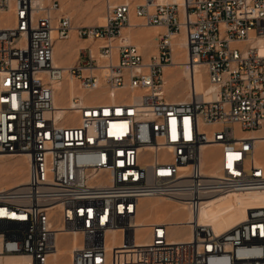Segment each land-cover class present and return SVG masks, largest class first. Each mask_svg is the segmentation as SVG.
I'll return each mask as SVG.
<instances>
[{
	"label": "built area",
	"instance_id": "2783aa9c",
	"mask_svg": "<svg viewBox=\"0 0 264 264\" xmlns=\"http://www.w3.org/2000/svg\"><path fill=\"white\" fill-rule=\"evenodd\" d=\"M90 1L105 3L106 24L76 26L90 42L64 68L54 49L73 19L57 12L61 0H0L14 22L0 28V153L29 157L26 183L0 190V256L49 264L57 234L79 231L70 264H264V207L222 233L198 220L215 197L264 191V55L252 44L264 37V0ZM134 18L165 29L149 59L122 36ZM178 35L213 99L169 101L164 68ZM66 77L84 95L59 116L55 85ZM95 91L111 100L94 102ZM151 198L188 207L193 218L175 225L190 240L169 241L162 223L137 243L139 203Z\"/></svg>",
	"mask_w": 264,
	"mask_h": 264
},
{
	"label": "bare ground",
	"instance_id": "6f19581e",
	"mask_svg": "<svg viewBox=\"0 0 264 264\" xmlns=\"http://www.w3.org/2000/svg\"><path fill=\"white\" fill-rule=\"evenodd\" d=\"M117 2V0H112ZM130 1V0H128ZM144 2V0H137ZM136 1V2H137ZM161 3L167 1H178L182 0H158ZM100 1L90 0H61V6L57 11L59 14L66 13L71 19L75 18L73 22V29L68 38V42L60 43L59 41L55 44L53 62L59 67H70L73 65L71 62L73 56L71 54L78 53L81 49H84L90 42V40L81 39L76 34V26H80L83 23L85 25H105L106 14L105 6H99ZM102 2V1H101ZM104 4V3H103ZM85 16H88L86 18ZM86 18V21L82 23V19ZM14 24L11 12L2 11L0 13V28L12 26ZM133 26L127 27L122 30V36L127 42L136 44L137 47L143 51L146 59H149L152 55L157 54V42L159 34L164 32L162 26H145L141 24V20L134 18L132 21ZM136 25V27L134 26ZM95 47L97 42L94 43ZM261 55H264V37H257L252 41ZM152 48L151 52H146ZM72 52V53H71ZM188 56L186 50V40L182 35H178L175 38L173 45V64L167 65L164 68V79H165V92L167 94H175L177 97L169 101L172 102H186L195 96H204L205 99H213V87L208 82L206 75V67L201 64H195L194 68L187 64ZM72 63V64H71ZM3 74H0V84H3ZM181 81L186 83L188 90L184 94V97H178L183 90H178L174 86L178 83L181 85ZM195 84L194 89H190V84ZM183 86V85H182ZM57 92L55 94L54 104L59 109L57 115L61 116L67 112L71 104V100L76 95L83 96L84 93L78 87L77 81L74 78L66 77L64 81L55 85ZM174 87V88H173ZM193 87V86H192ZM92 99L94 102H100L102 100H111L110 93L95 91L92 93ZM113 100V99H112ZM260 149L263 151L264 141H259ZM216 147H209L205 151V155L214 154ZM6 156H20L16 160H5ZM24 164L25 168L22 169L21 165ZM24 171V172H23ZM29 171V157L25 154H7L4 152L0 153V190L10 189L19 185H23L27 181ZM215 169L207 170V174H213ZM8 182V183H7ZM254 192H240L237 196L221 195L215 197L209 201H206L200 210L198 220L201 224H208L213 227L217 233H222L234 226L239 225L245 221L248 217L249 209L258 207H264V191ZM161 199V198H160ZM172 206L170 205H158L159 203H147L141 200L139 203L136 225H137V243L139 245H146L149 242V234L147 235L150 226L154 224L169 223L172 224L171 235L169 241L181 242L188 241L192 238L191 231L188 226L175 225L176 223H185L190 221L193 216L188 210L185 216H183L180 210L187 211L188 207L181 201L173 200ZM171 203V202H170ZM180 206V208H179ZM178 207V208H177ZM184 211V212H185ZM155 215L156 220L152 222L147 221L148 215ZM167 220V221H166ZM147 230V233H146ZM67 235H71V245L67 243ZM119 233L114 231L111 234L113 239L112 245H120L121 240H118ZM82 236L79 231L69 232L60 231L57 234L56 249L49 257V264H62L65 254H71L73 250L81 247ZM32 259L29 255H5L0 256V264H31Z\"/></svg>",
	"mask_w": 264,
	"mask_h": 264
},
{
	"label": "rangeland",
	"instance_id": "374dc122",
	"mask_svg": "<svg viewBox=\"0 0 264 264\" xmlns=\"http://www.w3.org/2000/svg\"><path fill=\"white\" fill-rule=\"evenodd\" d=\"M104 2H99L98 3V5L99 6H105V3L103 4ZM66 14V13H65ZM86 18H88V16H85ZM86 18H83L81 21H82V23L83 22H85L86 21ZM73 19V22L75 23V18H72ZM84 24V23H83ZM141 24H143V21L141 20ZM68 40L69 39H66V40H59V42L60 43H66V42H68ZM151 50H152V48H150L149 47V49H148V51H146L147 53L148 52H151ZM72 53V52H71ZM71 55H73V56H70V58L72 57V59H71V62H73V65L76 63V61H77V53H74V54H71ZM78 56H79V53H78ZM72 64V63H71ZM181 83H183L182 85L180 84V83H178L177 84V86L175 85L174 87L176 88V89H178V90H183V92H181V94L180 95H178V97L180 96V97H184V94L186 93V91L188 90V87H187V85H186V83H184V81L182 82L181 81ZM2 85V83L0 84V86ZM173 87V88H174ZM166 94H167V91H166ZM168 95V99L169 100H171V99H173V98H176L177 96L175 95V94H173L172 92H171V94L169 93V94H167ZM179 97V98H180ZM7 154H9V153H7ZM20 158V156H6V157H4V159L5 160H16V159H19ZM21 167H22V169L24 170V168H25V165L24 164H22L21 165ZM24 172V171H23ZM8 183V182H7ZM254 193H257V192H254ZM239 193H237L236 195L235 194H230V195H227V196H237ZM145 202H147V203H159L158 205H160V206H162V205H171L172 206V204H173V201L171 200V199H164V198H151V199H145L144 200ZM171 202V203H170ZM178 208V207H177ZM179 208H180V206H179ZM185 211V210H184ZM183 210H180V212H181V214L183 215V216H185L186 215V213L188 212V209H187V211H185L184 212ZM147 221L148 222H152L153 220H156V218H155V215L153 214V215H148L147 217ZM167 221V220H166ZM148 232H150V229L148 230ZM146 233H147V230H146ZM149 234V236H150V233H147V235ZM71 242H72V238H71V235H67V243H68V245H71ZM70 257H69V254L67 253V254H65V256H64V258H63V262H62V264H70Z\"/></svg>",
	"mask_w": 264,
	"mask_h": 264
}]
</instances>
